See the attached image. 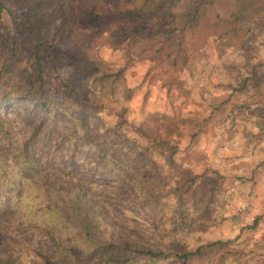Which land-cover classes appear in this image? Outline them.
I'll use <instances>...</instances> for the list:
<instances>
[{
	"label": "rangeland",
	"instance_id": "rangeland-1",
	"mask_svg": "<svg viewBox=\"0 0 264 264\" xmlns=\"http://www.w3.org/2000/svg\"><path fill=\"white\" fill-rule=\"evenodd\" d=\"M0 1L5 6L0 9V113L21 138L46 157L59 130H73L71 116L80 112L92 132V138L86 133L93 143L86 153L103 143L118 149L155 204L149 203L147 212L142 198L116 175L81 176L91 182L109 220L172 255L198 247L187 264H264L263 31L243 51L241 44L218 40L217 31L202 32L198 25L193 32L194 24L181 30L179 21L191 16L195 0H164L168 5L153 11L160 0ZM238 2L207 0L195 22L230 20ZM127 8L132 13L113 19ZM143 12L153 13V21L137 28ZM46 48L52 61L45 59ZM245 53L260 62L262 73L242 88L244 60L236 56ZM37 62L51 83L49 93L57 92L68 111L46 110L16 93L35 74ZM119 70L110 86L106 74L113 79ZM62 79L76 97L63 92ZM143 135L155 144H144ZM203 173H208L205 190L187 186L188 178ZM10 220L0 214V264H11L13 255L33 254L20 246ZM102 230L131 242L111 223L98 233Z\"/></svg>",
	"mask_w": 264,
	"mask_h": 264
},
{
	"label": "trees",
	"instance_id": "trees-1",
	"mask_svg": "<svg viewBox=\"0 0 264 264\" xmlns=\"http://www.w3.org/2000/svg\"><path fill=\"white\" fill-rule=\"evenodd\" d=\"M60 1L62 0H57ZM206 1L195 0L191 16L179 21V25H182L181 30L188 29L194 24L193 32L198 25L201 26L202 32L217 31L218 40L230 42L232 45L241 44L243 51H246L245 47L252 41L254 35L259 36L258 32H264V0H239L232 19L214 24L200 20L201 23L197 24L195 20L198 10ZM160 3L168 5V1L160 0L155 2V6L152 3L154 7L152 11L159 8ZM3 6L0 1V9ZM63 9L65 12L63 14L71 17V10L69 13ZM128 13H132V9L117 10L113 19L122 18ZM152 14L150 12L140 14L135 22L137 28L150 19L153 21ZM160 17L156 16L155 19ZM63 22L64 20L61 25ZM44 51L47 53L45 59L52 61L51 49L46 48ZM248 56L247 53L236 56L238 60H244L240 65L242 88L246 86L248 80L258 79L262 73L259 69L260 62L253 61V58L249 60ZM55 68L56 66L52 67ZM220 69L225 75L228 74L224 68ZM36 70L22 86L17 87L16 93L37 100L46 110L53 107L68 111L69 108L65 106L63 100L57 98V92L49 93L48 87L51 83H47L38 62ZM120 75L121 70L113 79L106 74L107 83L111 86ZM60 85L65 94L76 97L78 92L64 79ZM109 89L112 93L115 92L114 87ZM74 104L80 111L81 106L76 100ZM77 113L76 117L71 116L75 123L74 129H60L56 143L46 157L41 156V148L35 150L36 146L29 139L21 138L15 124L0 113V214L11 218L14 233L23 242L20 246L33 250V254L13 255L10 263L163 264L176 258L180 264H187V260L193 254L199 253L198 247L193 252L183 249L181 254L172 255L159 250L150 242L117 226L107 218L99 204L97 198L99 196L96 197L91 192V182L84 181L81 176L99 179L100 173H106L108 177L116 175L129 184L132 192L142 198L141 207L147 212L152 209L149 203L152 202V207L155 204L152 198L144 194L145 191L141 187L143 183L137 171L130 166L126 156L118 149L108 148L103 143V147L92 150L90 155L86 153V149H91L93 145L86 139V133L92 138V132L85 118L80 112ZM142 137L145 140L144 144H155L151 136ZM186 182L188 187L196 186L205 190L208 186V173L190 177ZM258 219L259 217L255 218L253 222L256 223ZM106 223H111L113 228L120 229L121 233L128 235L131 242L111 232L106 234L104 230L98 233L99 228ZM106 229H109V226Z\"/></svg>",
	"mask_w": 264,
	"mask_h": 264
}]
</instances>
